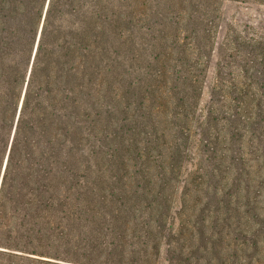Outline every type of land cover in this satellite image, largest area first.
Returning a JSON list of instances; mask_svg holds the SVG:
<instances>
[{"label":"trees","instance_id":"trees-1","mask_svg":"<svg viewBox=\"0 0 264 264\" xmlns=\"http://www.w3.org/2000/svg\"><path fill=\"white\" fill-rule=\"evenodd\" d=\"M218 1L0 0V264H219L264 244L185 217L206 181L200 214L243 186L252 202L242 141L264 127V90L223 75L198 108Z\"/></svg>","mask_w":264,"mask_h":264},{"label":"rangeland","instance_id":"rangeland-1","mask_svg":"<svg viewBox=\"0 0 264 264\" xmlns=\"http://www.w3.org/2000/svg\"><path fill=\"white\" fill-rule=\"evenodd\" d=\"M215 8L212 44L209 48L210 57L206 62L204 61L205 67L201 75L202 91L197 99L198 108L202 113L208 108L212 100V90L222 75L228 81L235 79L238 84L249 83V89L254 94L260 95V89L264 90V0H219ZM254 61L259 65L256 66ZM248 101L251 103L252 99L248 98ZM226 104L230 107L232 101L229 100ZM263 129L264 127L261 126L256 130L246 128V135L242 141L247 160L252 167L251 177L254 179L250 195L252 202H249L244 189L246 186H243L242 189L239 187L234 192L237 200L217 208L212 206V211L209 208L208 213L200 214L205 206L208 207L205 192H207L209 181H206L201 189L192 191L189 199L185 201L187 207L185 217L197 215L210 222L214 220L215 213L220 217L229 216V224L238 231L243 230L238 232L237 237H245L248 231L254 230L261 232L260 239L264 240ZM255 132H263V137L258 138ZM238 145L240 146L239 143ZM224 147H231V144L219 145L221 151ZM226 177V180L225 177L219 179L230 182L232 174L228 173ZM179 195L174 208L180 207ZM229 253V262L228 258L224 257L219 264H264V244H261L259 248L253 246V249L244 247L238 251L236 248L228 249L226 254ZM158 263L168 264L164 256Z\"/></svg>","mask_w":264,"mask_h":264}]
</instances>
